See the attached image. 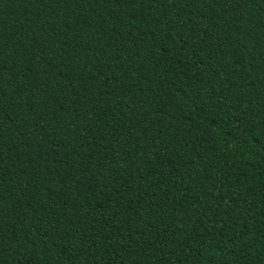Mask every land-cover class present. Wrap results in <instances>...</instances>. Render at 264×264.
I'll use <instances>...</instances> for the list:
<instances>
[{
	"label": "trees",
	"instance_id": "16d2710c",
	"mask_svg": "<svg viewBox=\"0 0 264 264\" xmlns=\"http://www.w3.org/2000/svg\"><path fill=\"white\" fill-rule=\"evenodd\" d=\"M0 264H264V0H0Z\"/></svg>",
	"mask_w": 264,
	"mask_h": 264
}]
</instances>
